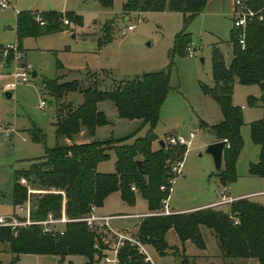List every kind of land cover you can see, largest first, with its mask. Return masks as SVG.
Segmentation results:
<instances>
[{
    "label": "trees",
    "instance_id": "16d2710c",
    "mask_svg": "<svg viewBox=\"0 0 264 264\" xmlns=\"http://www.w3.org/2000/svg\"><path fill=\"white\" fill-rule=\"evenodd\" d=\"M109 5L110 0H99ZM206 0H125L122 12L174 11L183 16L182 28L174 35L171 51L185 53L190 42L186 27L200 12ZM253 10L259 9L264 0H245ZM36 11L20 10L15 16L16 44L20 48L23 38L38 36L62 30H70L68 24H61L62 18L71 25H81V16L73 12L40 11L43 23L34 20ZM242 38L240 40L239 35ZM110 37L97 38L98 45L106 43ZM230 56L225 63L222 54L215 46L211 49L210 71L214 82L208 90L219 107L221 120L210 125L209 129L218 140H225L222 149V168L218 170L221 186H227L236 177L234 164L242 146L240 126L243 123L241 108L231 103V85L256 84L264 92V14L261 20H252L242 30L230 28L228 33ZM58 78L41 79V87L51 96L64 98L68 93L77 92L80 103L72 105L66 101L55 113L52 147H45L41 156L29 159L26 169L12 172L11 203H22L26 196L31 205L30 216L42 219L47 213L59 216L63 201L64 214L69 218H81L92 208L100 207L104 198L118 192L121 201L132 205L136 195L145 200L147 214L143 215L129 236L142 245L151 246L159 256L167 250L173 251L165 240L171 230L182 244L190 241L199 250L204 249L200 227L207 228L219 249V255L226 258H254L264 264V206L247 198L235 199L228 210L212 206L183 212L159 213L160 200L168 195L160 186L167 184L171 177L170 166L182 159L184 146L151 148L156 140L153 128L157 122L158 111L168 87V72L164 70L141 73L138 77L112 82L102 87L103 77L95 72L90 74L91 82L83 85L76 79L59 82ZM102 87V88H101ZM109 101L119 118L140 119L148 128L143 135L129 136L107 141L92 139L94 129L107 123L104 113L97 109L100 101ZM252 105L254 99L246 98ZM89 140L76 143L72 141L81 129ZM33 142L43 143V134L35 126L26 129ZM249 137L258 147L257 160L249 163L250 176L264 177V100L259 119L249 123ZM58 138L70 143L58 142ZM132 138L131 142L127 139ZM114 154L113 171L98 172V162L108 158V151ZM175 157V158H174ZM174 158V159H173ZM135 160L141 161L140 171ZM19 178L26 181L20 182ZM134 187V190L130 189ZM27 187L44 190L27 194ZM55 191V192H53ZM236 221L233 223V221ZM102 229L89 228L84 221H70L64 226L62 234L43 233L38 225L19 227L15 233L8 227H0V241L6 243V250L12 253V262L20 254L57 256V264H63L66 255H81L84 261L64 264H99L106 250L115 239L102 237ZM100 233V234H99ZM118 264H151L144 260L136 245L123 240L116 254ZM182 264H190L185 258Z\"/></svg>",
    "mask_w": 264,
    "mask_h": 264
},
{
    "label": "rangeland",
    "instance_id": "374dc122",
    "mask_svg": "<svg viewBox=\"0 0 264 264\" xmlns=\"http://www.w3.org/2000/svg\"><path fill=\"white\" fill-rule=\"evenodd\" d=\"M124 1L110 0L109 5H104L99 0H10L7 7L0 8V45L15 42L13 30L15 10H55L61 13L73 12L81 16V25L77 28L80 33L73 36L70 32L72 25L69 23L70 30L64 33L23 38L25 62L31 66L30 72L34 70L37 74L32 77L29 72L28 81L17 83L9 90V97L4 95L6 90L3 84H0V203L5 209V212L0 214L10 212L12 170L26 169L29 159L41 156L44 146L52 147L55 143L53 126L55 113L66 101L61 97L52 99L46 94L41 87L42 77L52 79L64 76L66 80L76 79L85 85L91 82L90 74L94 72L98 77H103L102 87L107 85L108 76L115 80L131 79L144 72L158 70L168 72L169 89L159 107L153 131L164 141L166 147L168 135L176 133L186 135L188 131L194 132V137L184 150L179 172L175 174L171 183L169 204L174 208H187L218 199L217 192L220 187L215 176L217 169L209 154L205 152L208 144L206 141L213 134L204 127L199 128L198 123L202 121L209 127L221 118L219 107L208 92L214 85L210 71V55L212 47L215 46L223 55L225 63L228 61L226 53L230 47L227 41L228 30L231 28L230 16L225 14L195 16L186 27L193 47V56L188 57L185 53L171 51L174 35L183 25L181 13L167 10L124 13L122 12ZM35 13L42 16L40 12ZM127 24H134L131 31H126ZM82 32H89L86 35L96 38L82 39ZM108 36L110 37L108 42L98 45L97 38ZM7 77L6 81L10 82L12 80L10 72ZM112 82L109 81V86ZM262 93L264 92H261L256 84L243 85L234 82L231 85L230 100L233 105L241 107L243 123L239 130L242 146L234 164L236 177L227 186L230 195L264 188L260 179L247 177L246 173L249 162L255 161L257 157L258 147L250 140L249 123L261 116ZM74 95L73 101L76 103L79 96L77 92ZM247 97L254 99L252 105L246 103ZM40 99L46 103L42 109L38 107ZM97 109L104 113L107 123L94 129L92 139L95 141L120 139L133 132L136 136H141L148 128L140 119L119 118L111 102L107 100L101 101ZM31 125H35L41 131L43 143L31 141L26 131ZM4 130L13 131L12 141L1 135ZM131 140L132 138H129L127 142ZM58 142H65V139L58 138ZM107 153L108 158L96 165V168L103 171L102 173L113 171L114 154L112 150ZM19 180L26 184L22 178ZM32 192L36 194L37 191ZM251 198L264 201V195ZM225 205L228 204L212 207L226 209ZM146 209V202L139 195L135 196L132 205H127L114 192L108 196L99 211L110 214L116 212L136 214ZM136 220L134 216H128L116 221L118 225L126 228L118 230L111 227L114 231L129 236V233L135 230ZM200 232L204 242L202 251L190 241L181 244L176 236L168 233L166 243L173 251L163 256L166 258L165 261L169 264H182L183 257L190 264H259L253 259L247 261L245 258L221 257L207 228L201 226ZM101 233L105 242L111 235L113 238L115 236L109 231ZM5 248L6 243L0 241V264H57L59 259L54 255L21 254L12 262L13 255ZM145 248L151 260L157 264L159 255L151 246L145 245ZM105 254L112 255L109 251ZM84 260L81 255H66L63 264L67 261L81 263Z\"/></svg>",
    "mask_w": 264,
    "mask_h": 264
},
{
    "label": "built area",
    "instance_id": "2783aa9c",
    "mask_svg": "<svg viewBox=\"0 0 264 264\" xmlns=\"http://www.w3.org/2000/svg\"><path fill=\"white\" fill-rule=\"evenodd\" d=\"M10 0H0V8L7 7L9 5ZM232 9L230 11V20L231 27L234 29L242 30L249 22L252 20H261L264 14V2L263 5L257 9L253 10L249 8L245 2V0H231ZM34 20L38 24H42L43 20L41 16L37 13L34 14ZM62 24H69L67 19L62 18ZM134 27V24H127L125 29L126 31H131ZM241 40L242 36L239 35ZM185 54L188 57L193 56V47L189 42L185 47ZM0 58L2 61L8 60L11 65L10 75L12 80L6 85L8 89H12L17 83L27 82L29 77V72L31 70V66L23 60V54L20 48L16 43H8L0 47ZM46 105L43 99H40L38 103L39 108H43ZM4 134L7 135V130H4ZM194 136L193 131L187 132V134H170L166 137V144L170 147L174 146H184L185 148L190 144L191 139ZM226 145V144H225ZM180 161L177 160L173 162L170 166L171 177L167 179V184L160 186L162 191H167L169 194L171 183L174 179L176 173L179 172L180 169ZM21 182V181H20ZM23 183V182H21ZM24 184V183H23ZM131 190H134L133 186H130ZM32 191L43 192L44 190H32L27 187V194L33 193ZM55 192V191H53ZM260 193H264L262 190ZM167 196L165 195L161 198L160 204L161 208L159 209V213L168 214L170 213L167 209L166 202ZM218 199L215 201L214 205L230 203L233 201V198L228 196L226 191L223 188L217 192ZM93 209V208H92ZM89 212L88 215L81 218H69L64 214L63 211V201L61 203V209L59 216H53L50 213H47L45 217L42 219H35L30 216L31 213V205L28 199V195L26 199L19 204L14 205L12 212L8 214H0V227H8L14 233L19 227H27L30 225H38L40 227L41 232L48 234H62L64 231V226L67 222L70 221H84L85 224L89 228L93 229H102V231H109V233H113L115 242L106 250L111 252V256L104 254L100 261L102 264H118V260L116 257L118 247L122 244L123 240H127L128 242L135 244L138 252H140L144 256V260L151 263L150 257L145 249V245L139 244L130 236H125L120 234L118 231H114L110 225V220L113 218H118L120 215H97L93 213V211ZM236 221L234 220L233 223ZM112 236V235H111Z\"/></svg>",
    "mask_w": 264,
    "mask_h": 264
},
{
    "label": "crops",
    "instance_id": "0c3cea01",
    "mask_svg": "<svg viewBox=\"0 0 264 264\" xmlns=\"http://www.w3.org/2000/svg\"><path fill=\"white\" fill-rule=\"evenodd\" d=\"M231 9H232V3H231V0H206V2H205V4H204V6H203V8H202V10L200 11V12H198L197 14H196V16L197 15H199V14H211V15H213V14H215V15H220V14H222V15H228V16H230V11H231ZM28 10H30V9H28ZM18 11V10H17ZM17 11L15 10V16H16V13H17ZM31 11H36V12H40V11H37V10H31ZM55 11V10H54ZM168 12H174V11H168ZM178 13H180V12H178ZM231 21V20H230ZM94 23H95V21H93ZM14 27H15V17H14V22H13V30H14ZM126 27V26H125ZM71 28H72V30H70V32L72 33L71 35L73 36L74 34H76V33H80L79 31H78V29L77 28H79V26H74V25H72L71 26ZM64 32H66V30H62V31H57V32H53V33H48V34H41V35H38V36H47V35H51V34H56V33H64ZM14 33H15V30H14ZM89 32H87V33H84V32H82V39L84 38V39H94V38H96V36H88V35H86V34H88ZM228 33H229V30H228ZM38 36H33V37H38ZM28 37H30V36H28ZM23 40V39H22ZM8 43H12V42H7L6 44H8ZM14 43H16V37H15V42ZM1 46H3V45H0V47ZM20 50L22 51V54H23V60L25 61V57H26V54H25V52H24V48H23V46H22V41H21V44H20ZM229 51H230V47H229ZM229 51L226 53V56L229 58V56H230V53H229ZM220 52V51H219ZM221 53V52H220ZM223 56V55H222ZM228 62V61H227ZM226 62V63H227ZM10 70H11V65H10V62L8 61V60H6V61H2V59L0 58V84H3V86H4V88H5V90L6 91H4V95L6 96V97H9L10 96V92H9V90H12V89H8L7 87H6V85L9 83V81L7 82L6 80H7V74L10 72ZM102 72H104V71H102ZM104 73H107V72H104ZM37 73H36V71H35V75H36ZM61 75H63V74H61ZM108 76V75H107ZM43 78V77H42ZM46 78V77H45ZM56 78H58L57 80L59 81V82H62V81H68V80H66V77H64V76H62V78L60 77V76H58V77H56ZM125 79H127V78H120V79H113V78H111L110 76H108V80H107V84L109 83V81H113V82H116V81H121V80H125ZM44 91V90H43ZM75 92H71V93H68L65 97H64V99H65V101H70L71 102V104L72 105H76V104H78V103H80V101H81V96H80V94L78 93V96H79V100L75 103L74 101H73V98L75 97ZM263 101V100H262ZM101 102V101H100ZM100 102H98L97 103V105L100 103ZM97 105H96V107H97ZM241 108V107H240ZM40 109H42V108H40ZM114 109V108H113ZM114 111H115V109H114ZM221 115V114H220ZM221 120V118L219 119V121ZM217 123V122H216ZM198 125H199V128L200 127H204L205 129H207V130H209V131H211L210 129H209V127L207 126V125H205L202 121H200L199 123H198ZM29 128V127H28ZM27 128V129H28ZM189 132V131H188ZM13 131H11V130H7V135H5L4 134V131L3 132H1V135L4 137V138H6V139H9V141H12L13 139ZM211 133L213 134V132L211 131ZM87 135H86V132H85V130L82 128L79 132H78V134H76V135H74V138H73V141L74 142H76V143H81V142H86V141H88L89 140V138H87L86 137ZM194 137V136H193ZM160 138L156 135V140H154V141H152V143H151V148L152 149H157L158 147H159V145H158V143H157V141L159 140ZM162 140V139H161ZM216 140H218V139H216L215 138V136H214V134H213V136L208 140V141H206V143H210V142H213V141H216ZM65 143H70V140H68V139H65ZM205 143V144H206ZM155 144V145H154ZM258 149V148H257ZM257 153H258V150H257ZM210 156V155H209ZM211 158V157H210ZM212 160V159H211ZM256 160H257V157H256ZM255 160V161H256ZM255 161H253V162H255ZM253 162H249V163H253ZM97 167V166H96ZM222 167V159H221V164H220V167H219V169ZM99 170L98 172H103L101 169H99V168H96V170ZM219 169H217V171H216V173H215V176H216V174H217V172H218V170ZM13 170H15V169H13ZM13 170H12V172H13ZM246 173H247V169H246ZM217 177V176H216ZM247 177H250V178H257V179H260L261 181H262V183L264 184V177H256V176H250V175H248V173H247ZM217 180H218V177H217ZM219 181V180H218ZM228 186V185H227ZM227 186H221L220 185V183H219V187L220 188H223L225 191H226V193L228 194V196H230L231 198H233V200H235V199H239V198H247V199H249V200H251V201H254V202H257V203H259V204H261L262 206H264V201H262V200H260V201H257V200H255V199H252L251 197H256V196H263L264 195V193H260L262 190H264V188H261V189H259V190H256V191H251V192H247V193H237V194H234V195H230L229 194V190H228V187ZM112 193H114V192H112ZM112 193H110L109 195H107L105 198H104V200H103V202H102V205H103V203L105 202V200L108 198V196H110ZM117 194H118V192H116ZM119 195V194H118ZM137 196V195H136ZM169 194H168V196H167V202H166V206H167V209L169 210V212L171 213V212H183V211H189V210H195V209H199V208H202V207H208V206H213L214 205V203H215V201L216 200H211V201H206V202H202V203H200V204H197V205H195V206H191V207H187V208H174L173 207V205H170L169 204ZM9 203H10V212H12V210H13V206H12V203H11V187H10V191H9ZM125 204V203H124ZM226 204H228L229 205V203H226ZM101 205V206H102ZM228 205H225L226 206V209H222V210H224V211H227L228 210ZM2 204L0 203V212H5L4 210L5 209H3L2 207ZM101 206L100 207H95V208H93L92 210H93V213H95V214H97V215H120V217H118V218H113V219H111L110 220V225L111 226H113L114 228H116V229H118V230H120V229H122V228H126V227H121L120 225H118V223H116V221L117 220H119V219H123V218H127L128 216H134L135 218H137V220H136V223H135V229H136V225H137V223L139 222V220H140V218L143 216V215H146L147 214V209L144 211V212H142V213H136V214H127V213H122V212H116V213H114V214H110V213H101L99 210L101 209ZM9 212V213H10ZM135 231V230H134ZM168 233H171V235H174V236H176L175 234H174V232L173 231H171V230H168L167 232H166V234H165V240H166V237H167V235H168ZM186 241H188V240H185L184 242H183V244L186 242ZM215 241V240H214ZM149 246V245H148ZM146 249V248H145ZM202 250H204V249H201V251ZM169 252H171V250L170 251H168L167 250V252H166V254H169ZM165 254V255H166ZM21 255V254H20ZM149 255V254H148ZM150 257V256H149ZM158 263L157 264H169V263H167L165 260H166V258H164L163 256H158ZM226 258V257H225ZM247 261H252V259L254 260V261H256V259H254V258H245ZM150 260H151V257H150ZM257 262V261H256ZM258 263V262H257ZM151 264H155L152 260H151Z\"/></svg>",
    "mask_w": 264,
    "mask_h": 264
},
{
    "label": "water",
    "instance_id": "95a60500",
    "mask_svg": "<svg viewBox=\"0 0 264 264\" xmlns=\"http://www.w3.org/2000/svg\"><path fill=\"white\" fill-rule=\"evenodd\" d=\"M30 75L33 77L35 76V71L32 70L30 72ZM261 100H264V93L261 94L260 96ZM159 147L163 146V141L159 139L157 141ZM225 145V140H216L213 142H210L206 145L205 147V152L208 153L212 159L213 165L216 169H219L220 164H221V155H222V149ZM135 165L138 171H140L141 167V161L140 160H135Z\"/></svg>",
    "mask_w": 264,
    "mask_h": 264
}]
</instances>
